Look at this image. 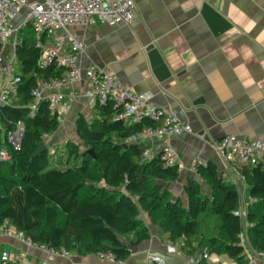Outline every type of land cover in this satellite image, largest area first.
Here are the masks:
<instances>
[{
	"label": "trees",
	"instance_id": "16d2710c",
	"mask_svg": "<svg viewBox=\"0 0 264 264\" xmlns=\"http://www.w3.org/2000/svg\"><path fill=\"white\" fill-rule=\"evenodd\" d=\"M20 37L18 92L0 106V159L2 150L10 154L8 161L0 160V227L14 228L39 246L71 255H111L124 261L133 247L151 239L146 215L170 234L172 242L184 240L188 255L207 250L243 264L245 221L235 213L241 202L237 185L209 163L196 172L211 194H204L201 184L190 179L185 187L187 205L181 198L173 200L160 182L176 181L179 167H164L159 154L143 162L148 145L124 146L128 138L154 125L152 121L126 124L116 119L121 109L113 102L98 104L91 120L81 114L75 123L79 141L93 149L95 157L75 142L67 143L66 160L56 161L64 168L51 167L55 162L49 150L36 154L45 137L59 129L60 119L51 114L47 99L30 116L32 93L40 81L63 78L65 68L39 64L41 51L31 30ZM19 123L23 136L15 149L8 134ZM240 172L255 201L246 218L249 240L253 248L264 250V170L246 166Z\"/></svg>",
	"mask_w": 264,
	"mask_h": 264
},
{
	"label": "crops",
	"instance_id": "0c3cea01",
	"mask_svg": "<svg viewBox=\"0 0 264 264\" xmlns=\"http://www.w3.org/2000/svg\"><path fill=\"white\" fill-rule=\"evenodd\" d=\"M134 1L137 15L130 26L111 27L97 19L92 25L70 27L85 43L78 64L82 70L91 65L110 69L134 92L150 94L154 104L174 109L191 125V133L145 143L155 154L169 145L179 155V178L160 182L173 200L181 198L187 205L190 179L201 184L204 194H211L193 168L196 160L214 163L226 181L248 186L239 170L226 169L212 143L226 135L264 140V0ZM87 83L83 79L76 86L80 96L61 116L62 123L72 119L75 127L79 115L93 117L91 108L84 113L87 106L81 97ZM70 137L61 133V126L46 136L50 153L60 145L67 148ZM244 188L238 189L242 195ZM143 217L151 239L133 247L124 261L111 255L61 256L4 235L0 256L8 251L20 264H149L147 255L155 253L164 256L166 264H190L184 240L172 242L169 233ZM169 244L177 245V251L170 252Z\"/></svg>",
	"mask_w": 264,
	"mask_h": 264
},
{
	"label": "built area",
	"instance_id": "2783aa9c",
	"mask_svg": "<svg viewBox=\"0 0 264 264\" xmlns=\"http://www.w3.org/2000/svg\"><path fill=\"white\" fill-rule=\"evenodd\" d=\"M137 15L134 0H0V106L8 103L10 96L18 92L19 60L17 47L23 43L21 32L31 30L34 43L41 51L39 64L47 67L55 63L65 68L63 78L51 81H40L33 91L34 103L30 107V116H35L41 103L49 101L51 114L61 116L80 96L76 86L85 79L87 88L81 97L85 98L86 106L93 109L98 104L113 102L115 108L121 111L117 120L126 124L141 123L150 120L152 126L145 127L141 132L126 140V144L142 143L147 140H165L192 132L189 123L183 121L178 112L172 108L161 107L152 102L148 93L134 92L123 84L110 69L91 65L82 70L78 64L79 55L85 50V43L78 40L70 31L72 26L92 25L98 19L111 27L130 26ZM69 89L67 93L63 91ZM23 136V125L18 124L15 131L9 132V143L15 149L20 148ZM226 169L241 170L246 166H260L264 170V140L250 139L236 135H226L212 143ZM160 155L164 167L180 165L177 152L165 145L155 154L151 147L142 152L143 162L150 161ZM8 150L1 151V161H8ZM193 168L206 166V162L196 160ZM240 206L235 212L246 220L247 213L243 211L245 200L241 192ZM0 235L17 237L30 245L39 246L9 227H0ZM244 248L243 264H264V250L252 247L246 230L241 235ZM170 252L177 251V245L169 244ZM53 254L70 255L67 251H57L53 248L39 246ZM149 264H166L164 256L155 253L147 255ZM190 264H198L205 260L208 264H231L224 262L219 255L207 250L189 255ZM10 252L3 251L0 264H14ZM234 261V260H233ZM232 264H238L234 261Z\"/></svg>",
	"mask_w": 264,
	"mask_h": 264
},
{
	"label": "rangeland",
	"instance_id": "374dc122",
	"mask_svg": "<svg viewBox=\"0 0 264 264\" xmlns=\"http://www.w3.org/2000/svg\"><path fill=\"white\" fill-rule=\"evenodd\" d=\"M89 111H90V108H88V107L84 108V113L85 114H87ZM90 117H91V115L89 116V120L92 119V117L91 118ZM61 123H62V120H61L60 124ZM60 126H61V133L63 132L65 134H67L69 137L70 136L72 137V138L71 137L69 138L68 142H75V143L79 144L80 148H81V151L87 152L88 148L81 141H79L78 139H74L75 138V135H74L75 134L74 133L75 132L74 131V129H75L74 120L70 119V120L67 121V123L63 122L62 125H60ZM0 127L2 128V123L1 122H0ZM44 141H46V137H45ZM66 150H67V148H66L65 144L57 146L55 148L56 152H54V151L52 152V154H53L52 159L55 162V164H53L51 167H58V168L66 167V165L64 163L56 162V161L60 160V158L66 160V153H65ZM206 186H207L206 183H204V188ZM238 186H239L240 190H241V188L245 187L242 190L243 198L245 200V203L243 204V211L248 214L252 210L251 207H252V204L255 203V201L250 198V189H249L248 186L245 185L244 182L239 183ZM244 221H245V230H247L248 227H249V223H247V220H244ZM196 239L198 240L197 237H196ZM196 239H195V241H196Z\"/></svg>",
	"mask_w": 264,
	"mask_h": 264
},
{
	"label": "water",
	"instance_id": "95a60500",
	"mask_svg": "<svg viewBox=\"0 0 264 264\" xmlns=\"http://www.w3.org/2000/svg\"><path fill=\"white\" fill-rule=\"evenodd\" d=\"M124 146L126 147L127 144H124ZM48 149H49V148H48L46 142L43 141V142L39 145V148H38L36 154L38 155V154H40L41 152H43V151H45V150H48ZM85 153L90 154V155H92V156H94V157L96 156V155H95V152H94L93 149H88L87 152H85Z\"/></svg>",
	"mask_w": 264,
	"mask_h": 264
}]
</instances>
